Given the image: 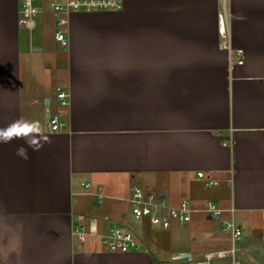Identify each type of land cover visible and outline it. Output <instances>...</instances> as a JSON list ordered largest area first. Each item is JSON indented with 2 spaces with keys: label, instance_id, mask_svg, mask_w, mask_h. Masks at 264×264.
Masks as SVG:
<instances>
[{
  "label": "crops",
  "instance_id": "obj_1",
  "mask_svg": "<svg viewBox=\"0 0 264 264\" xmlns=\"http://www.w3.org/2000/svg\"><path fill=\"white\" fill-rule=\"evenodd\" d=\"M19 10L20 0H0V129L39 121L38 150L24 139L0 143V264L206 263L232 248L231 234L229 248L219 224L201 221L209 201L226 221L235 210L241 264H264V0H124L117 11L68 15L65 43L51 10L30 30L19 28ZM47 12L54 36L28 39ZM59 87L70 106L58 103ZM49 113L63 131L52 132ZM138 186L196 210L171 225L184 242L171 260L75 238L83 223L101 232L133 223L105 202L130 203Z\"/></svg>",
  "mask_w": 264,
  "mask_h": 264
},
{
  "label": "built area",
  "instance_id": "obj_2",
  "mask_svg": "<svg viewBox=\"0 0 264 264\" xmlns=\"http://www.w3.org/2000/svg\"><path fill=\"white\" fill-rule=\"evenodd\" d=\"M123 7L124 0H49L46 4L44 0H20L18 26L20 29L30 30L36 19L44 11L51 10L58 20L57 39L65 43V35L61 29L66 26V17L71 13L117 11L123 9ZM221 33L225 36V40L222 42L223 47L228 49L230 46L228 45L227 32L224 29V25L221 27ZM242 63L243 61H239V64ZM55 96L61 106H70L71 95L67 89L57 88ZM47 103H49V100ZM48 120L52 132H61L66 127L65 122L57 115L49 113ZM198 176L206 178L203 172L198 173ZM85 186L90 189L92 188V183L88 182ZM206 186L207 188H213L218 186V182L208 180ZM99 198L101 199V196ZM130 203L135 224H115L105 232H101L96 225L88 226L83 223L75 227L73 231L75 238L82 243L94 239L97 245L108 252L129 253L131 251H139L143 248V244L136 225L143 224L145 219L149 218L152 225L169 229L175 222L180 224L191 222L193 215L196 213L189 201H183L178 205H170L160 194L147 191L140 186L134 188ZM202 212L218 222L223 230L229 231L232 239V248L229 251L219 253L216 256H209L207 263L202 264H213L216 259H231V264H241L238 256L240 249L237 245L243 238V230L240 223L236 220L235 210L231 209L228 211L231 214V218L226 221L223 219L225 211L216 202L209 201Z\"/></svg>",
  "mask_w": 264,
  "mask_h": 264
},
{
  "label": "rangeland",
  "instance_id": "obj_3",
  "mask_svg": "<svg viewBox=\"0 0 264 264\" xmlns=\"http://www.w3.org/2000/svg\"><path fill=\"white\" fill-rule=\"evenodd\" d=\"M55 27H56V25L54 24L53 13L47 12L46 14H44L43 22H42L41 26L36 30V32L34 34L32 33V35H31L28 31H25V35L28 39L31 36V37H35L36 39H41L44 42L45 40H49L52 37V35L54 36ZM160 185H161L160 186L161 188H168L169 192H170V190L174 189L172 186H169V185H174V184L166 182L165 180L163 182L161 181ZM143 186H145V185H143ZM213 189H212V191L207 192L208 196H213V197L218 196L219 192H214ZM126 193H128V191H126ZM93 199L94 198H88L87 197L85 200L88 202H90V201L95 202V200H93ZM105 203H113L116 206V208L118 209V212L123 213V215L125 217H129V215L132 214L131 213L132 212V206L129 203V201L113 202V200H106ZM103 209H104V207L101 208L98 212L99 213L105 212V210H103ZM199 215L201 216V221L203 223H205L207 226L217 227V225L219 224L216 221L206 220V215L204 213H201ZM132 222H133V224H135L133 220H132ZM127 223H130V222L128 221ZM219 226H221V225L219 224ZM136 227L138 229V233H139L140 238L143 239L144 250L150 249L152 252L155 253V255H158L159 257H163L166 260H171L172 256L177 254V252L179 250H181L184 246V242L182 241V234L180 232L181 228H179V226H177V224H174V226H171V228H169V230H165L163 228L156 227V226L152 225L150 222V219L147 218V219H145L143 224L136 225ZM219 231H221V230H219ZM225 231H227V230L221 231V236L223 238H226V239H224V241L226 242V246L230 248L231 247V243H230V239H229L230 233H229V231H227V232H225ZM218 234H220V232H218ZM192 247L200 249L201 244L193 242ZM189 263H190L189 261L184 262V260H178L177 264H189ZM206 263H207V261H206Z\"/></svg>",
  "mask_w": 264,
  "mask_h": 264
},
{
  "label": "clouds",
  "instance_id": "obj_4",
  "mask_svg": "<svg viewBox=\"0 0 264 264\" xmlns=\"http://www.w3.org/2000/svg\"><path fill=\"white\" fill-rule=\"evenodd\" d=\"M38 129L39 121L15 120L6 128L0 129V143H9L13 139H24L30 147H33V150H38L35 147L38 141L33 136V133ZM17 155L27 159V153L23 146L17 149Z\"/></svg>",
  "mask_w": 264,
  "mask_h": 264
},
{
  "label": "water",
  "instance_id": "obj_5",
  "mask_svg": "<svg viewBox=\"0 0 264 264\" xmlns=\"http://www.w3.org/2000/svg\"><path fill=\"white\" fill-rule=\"evenodd\" d=\"M263 255H264V252H263ZM185 259L190 260V257H188V256L182 257V260H185Z\"/></svg>",
  "mask_w": 264,
  "mask_h": 264
}]
</instances>
